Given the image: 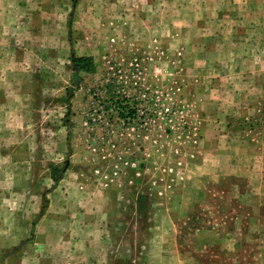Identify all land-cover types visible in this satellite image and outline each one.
I'll list each match as a JSON object with an SVG mask.
<instances>
[{
  "label": "rangeland",
  "instance_id": "obj_1",
  "mask_svg": "<svg viewBox=\"0 0 264 264\" xmlns=\"http://www.w3.org/2000/svg\"><path fill=\"white\" fill-rule=\"evenodd\" d=\"M135 82L157 133L114 140L154 195L105 233L112 264H264V0H0V264H95L90 178Z\"/></svg>",
  "mask_w": 264,
  "mask_h": 264
},
{
  "label": "crops",
  "instance_id": "obj_2",
  "mask_svg": "<svg viewBox=\"0 0 264 264\" xmlns=\"http://www.w3.org/2000/svg\"><path fill=\"white\" fill-rule=\"evenodd\" d=\"M206 128L209 129L207 126H205L203 129L207 130ZM225 141L228 142L227 140ZM149 151L151 154L153 153V150ZM141 162H145L146 165V160H143V158ZM248 163H252V158H249ZM237 165L234 161H231V175L237 176L240 174V170H246L242 168L240 169V167L245 166V164H240V167ZM144 174L146 175L142 169L138 168L126 172L117 178L105 177L102 175H95L90 178L92 183H89V185L90 187L93 186L90 191L95 192L96 195L98 194L96 193L97 190H99L98 188L101 187L100 191L104 194L103 199L99 200L102 201L105 199L106 201V203L104 201V205L106 212V223L108 224L107 226H102V223L99 225L95 220V223L97 224L96 229L99 232L97 235L99 237L98 243L102 247V251L106 252L105 254H101V247L98 245L95 247L96 255L93 259L95 264H99L101 262H106L107 264L115 263L116 255L114 256L112 254V248L116 245L119 247H121V245H126L123 244L122 241H116L115 243L110 244L108 239L105 240L103 238L107 231L111 230L119 232L120 230L124 229L121 227H123L125 221L124 218L127 214L144 216L145 212L148 213V210L151 206L150 197L154 195V190L153 188L152 190H149L148 186H146L144 183L145 180H149V177L147 176L148 178H145ZM157 194L159 195V192L155 191V195ZM127 199L133 201L134 209L132 211L129 208V205H127ZM97 203L99 202L97 201ZM120 259L124 262L126 261L125 258ZM121 260L119 261L121 262Z\"/></svg>",
  "mask_w": 264,
  "mask_h": 264
},
{
  "label": "built area",
  "instance_id": "obj_3",
  "mask_svg": "<svg viewBox=\"0 0 264 264\" xmlns=\"http://www.w3.org/2000/svg\"><path fill=\"white\" fill-rule=\"evenodd\" d=\"M134 67L137 68V72L134 73V75H136L135 77L143 75V71L140 66L136 64ZM127 87H130L132 90L135 89L134 91L137 93L135 98H127ZM154 95L155 97L158 96L156 95V92H153L152 96L151 94H148V88L143 82H135L132 83V86L128 85L121 87V89L116 92L115 99H112L114 106L111 108V118L116 124L110 125L107 123L105 133L107 136L106 140L111 148L109 156L113 165L110 171H106L102 167L97 168V175L117 178L126 172L140 168L138 158L135 156V154H133V152L126 156L119 152V141L114 140V138L118 135V130L116 127L120 125L122 131H126L128 134L138 136H147L151 133H154L155 131L157 133L159 104L154 100ZM146 96L151 97V104H148V106L143 105ZM162 113L165 116H168L170 120L173 119L171 122L173 123L175 117L173 108L165 105L162 108ZM121 136H123V133H121ZM154 143H157V141H154ZM137 156L139 155L137 154ZM103 157L106 158L105 156Z\"/></svg>",
  "mask_w": 264,
  "mask_h": 264
},
{
  "label": "trees",
  "instance_id": "obj_4",
  "mask_svg": "<svg viewBox=\"0 0 264 264\" xmlns=\"http://www.w3.org/2000/svg\"><path fill=\"white\" fill-rule=\"evenodd\" d=\"M78 63L79 64H82L83 66H84V69L85 70H91L92 68H91V64H90V60L89 59H87V58H82L81 60H79L78 61ZM77 63V64H78ZM78 64V65H79ZM57 179H58V177H55V181H57Z\"/></svg>",
  "mask_w": 264,
  "mask_h": 264
}]
</instances>
